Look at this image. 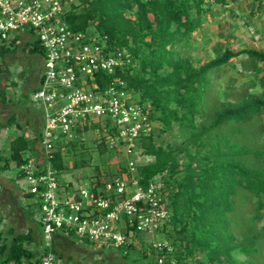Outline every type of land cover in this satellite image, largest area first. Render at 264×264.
<instances>
[{
  "label": "trees",
  "instance_id": "1",
  "mask_svg": "<svg viewBox=\"0 0 264 264\" xmlns=\"http://www.w3.org/2000/svg\"><path fill=\"white\" fill-rule=\"evenodd\" d=\"M80 1V7L69 16L71 27L83 32L94 28L99 37H106L107 50L126 51L133 60L113 73H100L99 84L124 82V86L117 85L139 100L151 103L160 122L158 132L138 140L140 154L150 159L137 163V175L144 186L158 175L162 176L172 205L171 217L162 229L174 247L170 257L176 259L177 264L192 261L196 264H264L259 245L262 232L255 227L256 221L264 215V148H253L248 142L238 140L250 133L260 135L256 129L257 121L264 117V90L249 91V87L255 86L252 83L236 100H230L227 98L233 90L230 83L226 87V98L221 101L211 96L210 76L213 68L228 65L233 58L242 55L248 56L253 68H257L258 63L264 62V51L255 48L221 51V47H215L216 56L199 65L191 57L180 54L179 46L188 43L202 26L213 2L227 0ZM26 39L0 45V131L13 126L19 131L9 142V153L0 150V171L17 170L15 178L7 179L12 182L23 177L21 166L29 157L38 161L37 157L42 154L45 158L43 119L42 124L30 126L34 137L26 134L28 119L32 114L33 120L37 112L30 105L35 103L33 94L44 80L40 60L35 62L28 57L33 69L22 68L19 72L24 79L25 106L16 105V92L12 91L17 82L12 79L9 65L18 58L8 56L26 51L45 57L38 39ZM36 78L39 85L35 84ZM260 81L264 86V76ZM8 105L10 108L6 109L4 106ZM38 108L37 113L41 110L43 116L42 108ZM105 124L110 127V122ZM109 127L104 129L101 122L92 120L77 128L74 139L57 141L52 151L54 156L49 159L52 167L57 172L70 169L66 157L88 149L84 136L97 128L102 130L93 138L96 148L101 153L113 150L106 139L117 131L116 127ZM165 133L183 139L166 141ZM116 152L125 155L120 150ZM90 161L80 158L72 166H84ZM127 167L128 161L122 160L115 173L104 179L101 167L97 166L96 174L90 178L94 190L105 180L124 177ZM67 183L73 186L72 182ZM25 196L33 199L30 193ZM247 198L253 203V212L244 211L242 215V205L247 204ZM37 206L34 200L27 205L20 204L26 223L22 230L18 231L13 223L0 229V264H39L50 251L62 260L61 264H78L60 246L61 238L71 237L70 234L59 230L51 246H44L43 226L35 218ZM6 217L0 214V223ZM57 235H60L59 240ZM125 247H129V251L136 245L132 242L120 250ZM150 249L154 252L152 245ZM141 256L147 257L148 252L143 251Z\"/></svg>",
  "mask_w": 264,
  "mask_h": 264
},
{
  "label": "built area",
  "instance_id": "2",
  "mask_svg": "<svg viewBox=\"0 0 264 264\" xmlns=\"http://www.w3.org/2000/svg\"><path fill=\"white\" fill-rule=\"evenodd\" d=\"M80 4V0H0V45L34 37L45 51L44 80L33 101L43 110L42 145L47 161L29 157L21 166V186L38 204L45 247L51 246L61 230L103 247L119 248L132 243L141 231H161L171 217L161 175L144 186L137 175V162L128 160L124 177L105 180L95 190L91 182L90 187L73 190L69 186L65 191L49 159L57 141L74 139L77 128L92 120L101 122L104 129L109 127L105 122L116 127L117 134H110L107 143L126 155L140 153L138 140L160 127L151 103L117 85L124 86V82L99 84L100 73H113L133 60L126 51L107 50L106 37L71 27L69 16ZM151 245L157 264H177L169 255L174 249L170 240L163 238ZM61 263L50 251L39 264Z\"/></svg>",
  "mask_w": 264,
  "mask_h": 264
},
{
  "label": "rangeland",
  "instance_id": "3",
  "mask_svg": "<svg viewBox=\"0 0 264 264\" xmlns=\"http://www.w3.org/2000/svg\"><path fill=\"white\" fill-rule=\"evenodd\" d=\"M89 34L98 36V33L94 32V28H90L87 31ZM215 47H221V51L225 48H231L233 50H239L244 48H255L260 51H264V0H227L225 3L213 2V6L204 16V22L200 28H198L189 39L188 43L179 46V52L183 56H189L197 64H203L206 61L213 59L216 56ZM10 57H16L13 62H10V69L12 73V79L17 83L13 88V92H16L17 101L19 107L26 105V97L23 95V83L24 79L19 76V72L22 68L30 69V63L24 57H31L35 59V62H41L42 57L36 53H29L19 51L15 55H9ZM7 57V61L8 58ZM241 58H233L228 65L222 67L213 68L210 71L211 76V96H215L223 101L226 98V87L231 83L233 90L228 95V99L236 100L248 86L249 91L260 93L264 90L260 78L264 76V62L258 63L257 68H253L251 60L248 56H240ZM9 62V61H8ZM36 65V63H35ZM35 74V72H34ZM27 78V74H26ZM33 111L39 112L38 105L30 104ZM9 107L10 106H4ZM8 109V108H6ZM1 121V117H0ZM41 118L39 114H35V125H40ZM257 132L260 135H254V133L247 134L245 138H238L239 141L248 142L253 148H264V117L257 121ZM160 122L157 121V128L159 129ZM175 129L174 132H177ZM158 132V131H157ZM19 131L15 126L0 131V150L7 154L9 153V142L13 139ZM178 133V132H177ZM29 137H34V133L30 130L26 131ZM100 134L99 131H89L84 136L88 149L79 151L76 156L71 154L66 157V163L70 165V169H66L62 172H58V178L65 188V191L69 189L67 182H72V189H79L80 187H87L91 181L90 178L96 174V167H101L102 178H106L115 173L119 162L122 160H134L137 163H143L150 158L141 155L140 153H131L129 155H121L116 152L118 149L106 151L101 153L93 141V138ZM164 138L166 141L173 142L177 140L182 141V137L179 135L173 136L165 133ZM159 142L161 139H158ZM260 146V147H257ZM40 148V146H39ZM41 156V154H40ZM80 158H86L91 160L89 164L84 166L74 167L73 162ZM44 159H40L43 162ZM187 160V159H186ZM185 160V161H186ZM114 171V172H113ZM16 168L4 173L0 171V214H4L7 217L0 223V227H7L8 223H13L18 231L26 227L25 216L20 207L19 189L14 190L13 182L7 179H13L16 177ZM2 176V177H1ZM164 177V176H163ZM162 179V176H160ZM19 180V179H18ZM19 182V181H18ZM23 184V180L19 182ZM90 187V185H89ZM241 196L243 193H240ZM168 196V195H167ZM166 196V197H167ZM21 198V197H20ZM168 198V197H167ZM22 199V198H21ZM245 199V196H242ZM24 200L22 199V202ZM26 201L31 202L33 200L26 198ZM169 202V199H168ZM247 198V204L242 205L241 214L247 212H253V203ZM27 203L24 201L23 205ZM38 207V206H37ZM169 210L171 211L172 205L169 202ZM121 228L125 227L123 224H118ZM164 227V226H163ZM256 231H261L262 236L259 240L261 247V258L264 261V215L262 219H259L255 223ZM166 238L167 236L161 231L146 232L141 231L134 236L133 242L136 248L125 247V250L119 248H111L109 246H102L100 242L93 243L88 239L72 236L61 238L62 244L60 246L65 250L66 254L72 256V260L78 264H154L156 261V252L150 249L153 242ZM129 242L126 244L128 245ZM148 252L147 257H142L143 251ZM128 251V252H127ZM127 252V256L124 253ZM261 260V261H262ZM190 264H196L193 261Z\"/></svg>",
  "mask_w": 264,
  "mask_h": 264
},
{
  "label": "crops",
  "instance_id": "4",
  "mask_svg": "<svg viewBox=\"0 0 264 264\" xmlns=\"http://www.w3.org/2000/svg\"><path fill=\"white\" fill-rule=\"evenodd\" d=\"M25 59H27L28 61L29 60H31V59H28V57H26ZM30 62H32V61H30ZM41 62H42V68H44V58H42V60H41ZM31 69H33V65H31ZM22 71V70H21ZM29 75H31V74H29ZM39 78H36V85H39ZM34 114H39L40 115V118H41V124H42V119H43V116H42V112H41V110H40V113H34ZM30 119H28V126H29V128L27 129L28 131L30 130V126H32V125H35L34 124V121H35V115L33 116V120H32V114L30 115ZM26 130V131H27ZM31 131V130H30ZM32 132V131H31ZM37 158H39V160L38 161H40V159H44V157H43V155L41 154V156H38ZM67 161V160H66ZM41 162V161H40ZM19 179V180H18ZM20 180L22 181L23 180V178H17V180H16V182H13V186H14V190L16 189V190H18L19 189V192H20V195H19V199H18V201L20 202V204L22 203L23 204V202L25 201L27 204H29L30 202H28V201H26V198H28L27 196H25V192L23 191V189H22V186H21V184L19 183L20 182ZM19 181V182H18ZM24 200L23 202H22V199ZM28 199H31V198H28ZM31 200H33V199H31ZM26 204V205H27ZM25 205V204H24ZM37 217H38V210H37V212H36V219H37ZM59 238H60V235H57L56 236V239L57 240H59Z\"/></svg>",
  "mask_w": 264,
  "mask_h": 264
}]
</instances>
